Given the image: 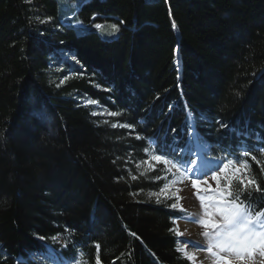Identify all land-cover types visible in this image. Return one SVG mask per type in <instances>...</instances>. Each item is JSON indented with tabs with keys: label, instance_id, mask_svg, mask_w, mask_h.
<instances>
[{
	"label": "trees",
	"instance_id": "obj_1",
	"mask_svg": "<svg viewBox=\"0 0 264 264\" xmlns=\"http://www.w3.org/2000/svg\"><path fill=\"white\" fill-rule=\"evenodd\" d=\"M189 125L209 157L247 161L234 191L264 187V0H0V264H96L97 243L100 264H189L169 231L185 213L148 196L144 163L183 164Z\"/></svg>",
	"mask_w": 264,
	"mask_h": 264
},
{
	"label": "snow or ice",
	"instance_id": "obj_2",
	"mask_svg": "<svg viewBox=\"0 0 264 264\" xmlns=\"http://www.w3.org/2000/svg\"><path fill=\"white\" fill-rule=\"evenodd\" d=\"M25 2L30 4L32 0H25ZM49 20H51V17L40 20V23H46ZM123 23L124 21L110 24L108 27L111 29V31L105 32L104 34L115 36L120 31L119 25ZM75 24L81 28L84 27L83 23L79 20L75 21ZM92 27L97 30L104 29V25L100 23H95L94 25H92ZM172 27L173 29L176 28L175 23H173ZM72 59L76 63H79V61L76 60L75 56H73ZM67 79V76L64 77V79L59 82L57 87L64 84L65 80ZM104 90L109 91V89ZM235 95L238 97L240 93L236 92ZM85 104L96 105L98 104V101L87 100L85 101ZM105 114L111 117H117L121 115L120 112L114 111H110L107 113H92L93 116ZM105 123H108V121H105ZM217 123L220 124L221 128L227 127V125L223 124L222 122L218 121ZM111 127L133 129L134 126L129 123H112ZM188 127L190 136H198V132L194 126L189 125ZM136 138L140 139L139 136H137ZM147 151L148 149L145 148V152ZM157 151L159 154L153 155L151 159L155 160L158 163L165 164L167 166V172H172V170L175 169L176 172L181 173L182 177H185L187 176L188 172L194 171L192 169H182V166L177 161L168 158V154L165 151L159 148L157 149ZM260 151L261 153H264V148H261ZM240 155L245 158L251 157V159L253 161H256L258 165L260 163L250 149L242 151ZM235 162V159H227L221 161L220 163H217L216 166L219 170H212V177L217 181V187L215 189H212L209 186V188L204 189V191H211L214 193L212 197L208 198L213 201L212 205L210 206L214 209V211H208V206H205L203 204L205 197H199L202 202L201 206L205 207V217L201 218L197 222L205 229V231L203 232V236L207 238L208 242L207 246L204 248H202L198 244L192 243L191 241H185L183 246L177 247L176 251L182 253L183 257L187 261H189V264H196L200 252H206L209 254L208 256H205L200 260V264H204V260L207 259H211V264H255L253 258L256 253H258L260 257H264V208H260L257 210L253 208L248 200L242 198L244 196L251 197L252 191H250L249 189H254L255 193L264 195V187H261L255 179L248 178L247 176H242L239 180L240 190L234 191L233 189L235 186L232 183L231 179L223 176L222 174L225 173L229 165H232ZM144 163L147 164L148 161L145 160ZM221 163L223 164L222 167ZM136 166L137 168H139V163ZM242 166L247 168V161H244ZM236 170L239 171V166ZM261 171H264V168H262ZM144 174V172L140 173L141 176H143ZM131 178L133 180L137 179L136 176H132ZM155 179H166V177L156 176ZM222 179L228 181V183L224 187H221L219 183ZM200 182L201 181L198 179H192V188L198 189V185ZM176 183V180H172L169 182V184ZM179 183H184V180L180 179ZM203 183L207 184V180H204ZM169 184H164L158 192H149L148 196L150 198L156 197L157 203L161 202V197L166 200L174 199L176 202L171 203L169 207L172 209H177V204L184 199V197L180 195V193L184 191V189L178 188L176 192H173L171 195H169L167 191L169 188ZM139 194L140 193H136L135 195ZM179 210L184 211V207L182 204L180 205ZM172 222L174 225L176 224L175 219H173ZM169 231L174 232L178 238L184 235V232L179 231L178 227L169 229ZM132 235L135 236L136 234L133 233ZM39 239L44 240L46 238L39 237ZM52 239L55 240L56 237H53ZM189 246L196 249V251L186 250ZM96 248L98 253L96 264H100V245L98 243L96 244ZM80 255L82 256L83 253H80ZM74 264H81L80 259H76ZM261 264H264V262H261Z\"/></svg>",
	"mask_w": 264,
	"mask_h": 264
},
{
	"label": "rangeland",
	"instance_id": "obj_3",
	"mask_svg": "<svg viewBox=\"0 0 264 264\" xmlns=\"http://www.w3.org/2000/svg\"><path fill=\"white\" fill-rule=\"evenodd\" d=\"M150 14L154 16L157 15V12L154 11L153 13ZM110 21H112L113 23L120 22V20L117 17H113L112 20ZM95 23H99V22H95ZM146 25L150 26L151 24H146ZM153 26L151 25V27ZM119 27L122 30L125 29V26L123 24H120ZM98 111H100V109ZM101 112L104 111H100V113ZM191 139H192L191 140L192 145H191V149H189V153L187 156L188 159L186 160V162H184L183 165L180 164L182 166V169L194 170L188 172L187 176L182 177L181 173L176 172L175 169H173L172 172H167L166 171L167 166L163 163H158L155 160H152L151 157L153 156V154L152 153L150 154L149 152L147 153V159H146L148 163L145 164V167L150 172H153L155 177L156 176L166 177V179H160V181H162L161 187H163L164 184H169V182L172 180L177 181L176 184H169V188L167 190L169 195H171L173 192H176L178 188L184 189V191L180 193V195L183 196L184 199L177 204V207L180 209V205L182 204L186 215L179 219H176V224L174 228L178 227V230L181 231L178 222L180 221L185 222L188 225L194 226L196 230H198L199 235L197 234L195 237L192 236L193 238H191L186 236L185 233L183 236L178 238L179 239L178 247L183 246L185 241H191L192 243L198 244L202 248H204L207 246V242H208L207 238L203 236V232L205 231V229L197 221L205 217V207L201 206L202 202L199 199V197H205L203 204L205 206H208L207 207L208 211H214V209L210 206L212 205L213 201L208 199L209 197H212L214 193L211 191H204V189L209 188V186L212 189H215L217 187V181L214 180L212 177V170L215 169L218 171L219 169H217L216 167L217 163H220L221 161L224 160L220 158L207 157L206 154L208 153V150L206 149V147H204L203 144L199 142L196 136H192ZM222 166L223 164L221 163V167ZM238 166H239V171L236 170ZM242 169H243L242 165L232 164L229 165L228 169H226L225 173H223L222 175L231 179L235 175H239L242 172ZM180 179H183L184 183H179ZM192 179H198L201 181L198 185L199 190L192 188L191 186ZM204 180H207V184L203 183ZM227 182H228L227 180L222 179L219 183L221 187H224L225 185L223 183L227 184ZM162 198L163 197H161L160 199ZM173 201L176 202L174 199ZM190 218H194V219H190ZM55 241L57 243H62V240L59 238H56ZM186 250L196 251V249L190 246ZM199 255L200 256H198L196 264H200V260L203 257L208 256L209 254L206 252H200ZM31 257L33 260L37 262H45L46 259H48L51 262V264H68L64 261H60L56 257H54V259H51V258H46V256L45 257L41 256L40 254L32 255ZM253 259L255 264H261V262H264V257H260L258 253L255 254ZM204 264H211V259L204 260Z\"/></svg>",
	"mask_w": 264,
	"mask_h": 264
},
{
	"label": "bare ground",
	"instance_id": "obj_4",
	"mask_svg": "<svg viewBox=\"0 0 264 264\" xmlns=\"http://www.w3.org/2000/svg\"><path fill=\"white\" fill-rule=\"evenodd\" d=\"M179 225H180V230L182 232H184V234L186 233V236L188 237H195L197 234L199 235L198 233V230H196V228L194 226H191V225H188L187 223L185 222H178ZM193 236V237H192ZM200 256V255H199Z\"/></svg>",
	"mask_w": 264,
	"mask_h": 264
}]
</instances>
